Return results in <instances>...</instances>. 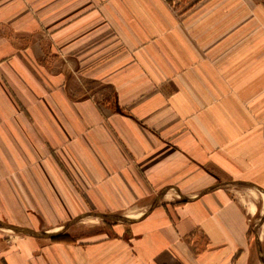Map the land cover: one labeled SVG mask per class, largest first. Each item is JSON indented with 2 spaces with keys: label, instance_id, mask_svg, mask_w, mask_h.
Instances as JSON below:
<instances>
[{
  "label": "crops",
  "instance_id": "obj_1",
  "mask_svg": "<svg viewBox=\"0 0 264 264\" xmlns=\"http://www.w3.org/2000/svg\"><path fill=\"white\" fill-rule=\"evenodd\" d=\"M252 8L0 0V220L43 232L6 219L52 184L42 170L91 203L71 223L134 219L75 242L0 239V264H264V62L231 49L244 22L230 33Z\"/></svg>",
  "mask_w": 264,
  "mask_h": 264
},
{
  "label": "rangeland",
  "instance_id": "obj_2",
  "mask_svg": "<svg viewBox=\"0 0 264 264\" xmlns=\"http://www.w3.org/2000/svg\"><path fill=\"white\" fill-rule=\"evenodd\" d=\"M255 1L257 4L263 6L262 9H246L245 11L240 10L231 14L230 21V33L233 34L235 25H237V20L244 22V27L242 31L245 32L246 41L231 44V49H244L248 55L254 50L256 52H261V61L264 62V0H251ZM243 15L244 18H243ZM236 20H232L235 19ZM241 32V31H240ZM260 38V42L257 39ZM251 50V51H250ZM250 51V52H249ZM252 56V55H251ZM257 60V59H256ZM246 61H253V58H246ZM264 114V106L262 107ZM264 125V123H263ZM14 172V171H11ZM22 173L21 177L32 178L34 176L33 170L17 171V173ZM37 176L46 177L52 184L50 186L42 187L36 186L31 187L34 189L33 194L35 198H28L29 192H27L28 200L24 197H19V203L13 204L16 209H12L13 206L9 208L10 215L6 217L7 220H14L30 226L37 230L50 231L60 228L59 231L63 230V227L80 212L84 210H89L92 205L89 202H84L83 205L77 200L73 199V195L67 192V189L58 184V171L53 170H42L37 171ZM0 178H3L0 172ZM13 179V174H11L7 179ZM30 189L29 187H27ZM64 188V189H63ZM76 188V187H75ZM37 189V190H36ZM82 198L83 195H80ZM30 199V200H29ZM26 200V201H25ZM84 200V199H83ZM264 206V203H263ZM1 214V213H0ZM9 214V213H8ZM113 214V213H112ZM122 214V213H120ZM123 214H138V213H123ZM1 216V215H0ZM1 219V218H0ZM5 219V220H6ZM3 220V219H1ZM6 220V221H7ZM112 225H127L126 222L114 221L108 218L96 217V216H84L75 219L74 222L70 224L65 232L61 234V237L67 241L75 242L79 240L94 239L100 236L110 234V226ZM60 235V234H59ZM59 235L52 238H36L37 241H52L56 242ZM0 239L5 243H17L24 240H32L31 237L15 232L11 229L0 227Z\"/></svg>",
  "mask_w": 264,
  "mask_h": 264
},
{
  "label": "water",
  "instance_id": "obj_3",
  "mask_svg": "<svg viewBox=\"0 0 264 264\" xmlns=\"http://www.w3.org/2000/svg\"><path fill=\"white\" fill-rule=\"evenodd\" d=\"M86 215H95V216H98V217L108 218V219H112V220L131 221L130 219H127V218L122 217V216L108 215V214H102V213H85L83 216H86ZM70 223L65 225L63 228H66ZM0 227L8 228V229H11V230H13L15 232H18V233H23V234H27V235L36 236V237H47V238L55 237V236L59 235L62 232V231H58V232H47V231L39 232V231H35V230H32V229L27 228V227L11 225V224L5 223V222H3L1 220H0Z\"/></svg>",
  "mask_w": 264,
  "mask_h": 264
},
{
  "label": "trees",
  "instance_id": "obj_4",
  "mask_svg": "<svg viewBox=\"0 0 264 264\" xmlns=\"http://www.w3.org/2000/svg\"><path fill=\"white\" fill-rule=\"evenodd\" d=\"M56 240H59V241H65V240L61 237V235H59V237H57ZM66 241H67V240H66Z\"/></svg>",
  "mask_w": 264,
  "mask_h": 264
},
{
  "label": "bare ground",
  "instance_id": "obj_5",
  "mask_svg": "<svg viewBox=\"0 0 264 264\" xmlns=\"http://www.w3.org/2000/svg\"><path fill=\"white\" fill-rule=\"evenodd\" d=\"M125 218H126V217H125ZM127 219L134 220L133 218H127Z\"/></svg>",
  "mask_w": 264,
  "mask_h": 264
}]
</instances>
